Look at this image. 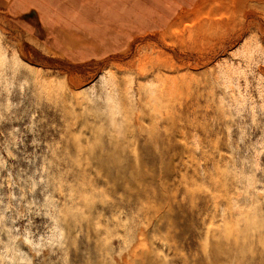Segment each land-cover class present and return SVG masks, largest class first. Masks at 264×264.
<instances>
[{
    "label": "rangeland",
    "instance_id": "374dc122",
    "mask_svg": "<svg viewBox=\"0 0 264 264\" xmlns=\"http://www.w3.org/2000/svg\"><path fill=\"white\" fill-rule=\"evenodd\" d=\"M57 1L0 4V264H264V0Z\"/></svg>",
    "mask_w": 264,
    "mask_h": 264
},
{
    "label": "crops",
    "instance_id": "0c3cea01",
    "mask_svg": "<svg viewBox=\"0 0 264 264\" xmlns=\"http://www.w3.org/2000/svg\"><path fill=\"white\" fill-rule=\"evenodd\" d=\"M64 2V0H62ZM69 1V0H66ZM73 1V0H72ZM127 6L129 5L132 7L133 3L137 4L144 3L143 0H121ZM197 0H156V1H145V3H148L147 6H145L146 9L151 10L150 12L148 10H140L139 14H136L134 16H130L129 18L126 17L127 11L126 7L122 6V3L118 1V4L115 6L118 8V10L114 11L115 15H120L121 18H118L115 21H110L109 13L107 10H105V0H82L77 2H74L72 4V7H76V12L78 15V19L76 21L78 23H87L90 25H96L97 30H101V27L104 28L108 26H113L118 32L127 35L126 33L134 32L137 34L143 33V32H151L159 30L160 26H149L150 24L154 23L156 19H161L159 23L164 19L163 23L169 24L173 19L174 16L178 13V11L182 10L183 8H187L193 4ZM49 2V3H46ZM83 2H85L84 6L91 8L92 15L86 13V18H82V7ZM128 2H131V4H128ZM0 4L7 5L9 8H11V12L13 16H18L20 19L19 21L31 23L33 19L35 18L37 22H43V23H64L61 21L60 18H49L48 16H52L53 12H51L49 9H53L56 11H62L59 9L70 7V5H66V3L61 4V2L57 0H0ZM143 7V5H139V8ZM79 8V11H78ZM61 13V12H60ZM97 15V16H96ZM35 16V17H34ZM129 21L130 27H124V24H126V20ZM147 23V26H143V23ZM158 23V24H159ZM106 24V25H105ZM118 27H117V25ZM98 25V26H97ZM109 27V29H110ZM142 27H147L145 30H143ZM111 30V29H110ZM103 31V30H102ZM115 32V30H111ZM94 38H100L99 34L92 35Z\"/></svg>",
    "mask_w": 264,
    "mask_h": 264
}]
</instances>
